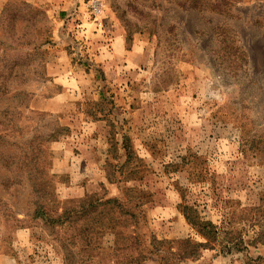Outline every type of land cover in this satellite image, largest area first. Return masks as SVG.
<instances>
[{
  "label": "rangeland",
  "instance_id": "374dc122",
  "mask_svg": "<svg viewBox=\"0 0 264 264\" xmlns=\"http://www.w3.org/2000/svg\"><path fill=\"white\" fill-rule=\"evenodd\" d=\"M85 5L100 38L75 40L71 58L102 90L70 109L105 120L94 127L33 109L57 92L54 19L28 0L0 5V264H264V0L220 14L103 0L97 18Z\"/></svg>",
  "mask_w": 264,
  "mask_h": 264
},
{
  "label": "crops",
  "instance_id": "0c3cea01",
  "mask_svg": "<svg viewBox=\"0 0 264 264\" xmlns=\"http://www.w3.org/2000/svg\"><path fill=\"white\" fill-rule=\"evenodd\" d=\"M4 1L7 2L9 0H0V5ZM28 1L45 7L46 10H48L46 13L50 17H53L55 23L53 33L55 34V40L50 48L48 47L51 56L49 55L46 62V68L47 76L51 78L53 85H56L57 92L51 98L40 97L37 101L35 99V101H33V109L62 116L69 114L71 115V119L72 116L77 120L78 118L81 120L92 119L89 123L93 127L99 126L100 124L105 125V120H93V118L85 117L80 110L71 111L70 109L71 100H78L81 95L85 96V91L88 90V95H91L94 101H98L99 93H101L102 90L101 87L97 86L99 81L102 83V79L97 78L93 73L89 74L83 64L79 63L78 60H73V58H71L72 55L70 51L74 49L75 40L77 41L82 37L87 40L90 39L89 44L94 47L93 44L95 40L100 38L101 29L96 27L97 25H95V21H91L86 13V0ZM105 15L106 12H104L103 18H105ZM103 32L107 38L112 41L111 45L114 51L115 49L117 51H125V42L122 32H120L116 24L112 23V20L107 19V16ZM108 35L111 36L109 37ZM69 44L73 47H70ZM84 44L87 45V42L85 41ZM128 59L129 58L124 62H128ZM124 67H129L128 70H130L131 64L127 63V66L125 65ZM85 80L89 81V84H86V90L81 88L83 84H79ZM124 95H126V93H124ZM134 111L135 113L138 112L136 110ZM7 259L9 262L14 261L10 256H7Z\"/></svg>",
  "mask_w": 264,
  "mask_h": 264
},
{
  "label": "trees",
  "instance_id": "16d2710c",
  "mask_svg": "<svg viewBox=\"0 0 264 264\" xmlns=\"http://www.w3.org/2000/svg\"><path fill=\"white\" fill-rule=\"evenodd\" d=\"M234 0H175L176 4L185 11H197V12H211L215 14L228 12L229 8L233 5ZM98 104V103H97ZM126 138V137H125ZM125 150L129 152L127 141L124 140ZM42 181V180H41ZM43 182V181H42ZM35 185L33 184V189ZM84 202L88 204L89 207L91 205V199H87ZM111 201L107 200L103 204H108ZM182 214L187 222L193 229H195L196 233L205 241L215 242L218 237V231L216 227L209 221H195L191 214L188 212V207L186 205H181ZM35 214L38 217L43 218V221L49 225L53 226L55 219L50 217L47 212L42 207L41 203H36ZM188 242V241H187ZM230 243V242H229ZM232 243V242H231ZM237 243H232L235 247ZM193 246H200L193 245Z\"/></svg>",
  "mask_w": 264,
  "mask_h": 264
},
{
  "label": "built area",
  "instance_id": "2783aa9c",
  "mask_svg": "<svg viewBox=\"0 0 264 264\" xmlns=\"http://www.w3.org/2000/svg\"><path fill=\"white\" fill-rule=\"evenodd\" d=\"M90 13L95 17H100L103 11V0H86Z\"/></svg>",
  "mask_w": 264,
  "mask_h": 264
}]
</instances>
